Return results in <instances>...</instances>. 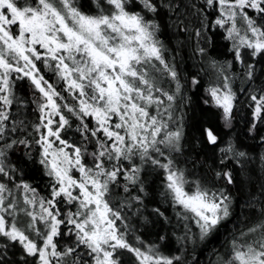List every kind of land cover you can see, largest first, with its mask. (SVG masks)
<instances>
[{"label": "snow or ice", "instance_id": "snow-or-ice-1", "mask_svg": "<svg viewBox=\"0 0 264 264\" xmlns=\"http://www.w3.org/2000/svg\"><path fill=\"white\" fill-rule=\"evenodd\" d=\"M166 30L197 71L178 70ZM256 172L264 0H0V264H188L166 232L129 238L133 217L170 223L144 215L150 184L195 243L232 219L238 179L257 218L216 264H264Z\"/></svg>", "mask_w": 264, "mask_h": 264}, {"label": "trees", "instance_id": "trees-1", "mask_svg": "<svg viewBox=\"0 0 264 264\" xmlns=\"http://www.w3.org/2000/svg\"><path fill=\"white\" fill-rule=\"evenodd\" d=\"M162 38L165 43L168 44L169 48L172 50L177 49L181 41H184L183 45L180 47L179 51H174L172 54L176 55V63L178 70L183 75H190L191 73L197 71L196 60L192 55L191 43L186 40V38L181 34L179 36L175 35L173 30H166ZM203 75V73H202ZM205 83L208 82V77H205ZM259 82H257V85ZM234 87H246L241 82L237 81ZM21 91H26V85L19 86ZM197 99L198 97H194ZM246 113H241V116ZM241 123L243 121L241 120ZM186 156L189 160L194 158V154L191 152V149H186ZM189 169H192L191 163L187 165ZM199 174V169H192ZM264 173L256 172L253 174V180L259 185L260 176ZM150 181L152 177L149 178ZM33 183H39V181H33ZM41 190L43 185L40 184ZM239 189V191H237ZM237 189H232L233 195L237 197V205L234 209V214L232 219L220 228L215 235L208 241L200 242H183L180 240V237L184 235L185 228L184 224L187 223L191 228L192 233H196L198 229L195 224L191 221L185 222L178 220L176 217V211L167 201L163 200L159 196V186L157 184H150L149 187V196L147 197L146 210L144 215H147L155 207H159L161 211L165 212V215L169 218L170 223H162L160 220L155 217H150V219H156L155 226L153 225H144L139 222L137 217H133L132 225L133 232L130 235V240H133V237L140 235L145 242L155 241L157 234L161 232H166L168 235V242L164 246L165 255H182L188 264H216L218 259V253L224 254L227 250V243L231 240L232 235L237 232L238 229H244L248 221L255 220L257 218V212L246 207L247 205V188L241 187L239 179L237 181ZM253 193L258 192V187H253L251 189ZM14 258V257H13Z\"/></svg>", "mask_w": 264, "mask_h": 264}]
</instances>
